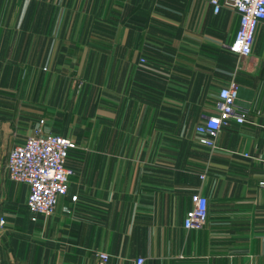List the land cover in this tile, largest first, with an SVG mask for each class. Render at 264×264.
Here are the masks:
<instances>
[{"label": "crops", "instance_id": "1", "mask_svg": "<svg viewBox=\"0 0 264 264\" xmlns=\"http://www.w3.org/2000/svg\"><path fill=\"white\" fill-rule=\"evenodd\" d=\"M237 24L209 0H0V264H264V20L241 59ZM231 78L245 120L210 147L195 127ZM41 118L80 144L32 220L4 163ZM197 190L207 219L186 229Z\"/></svg>", "mask_w": 264, "mask_h": 264}, {"label": "built area", "instance_id": "2", "mask_svg": "<svg viewBox=\"0 0 264 264\" xmlns=\"http://www.w3.org/2000/svg\"><path fill=\"white\" fill-rule=\"evenodd\" d=\"M214 11L220 6L234 8L238 14V24L233 40L227 45L238 59L250 53L254 38V30L259 20H264V0H209ZM141 58V61H144ZM237 83L231 78L218 90L217 111L209 114L195 127L201 143L214 147L215 137L219 130L228 125L231 120L241 123L245 120L247 109L236 103ZM76 146L75 140L63 134L44 129V119H39L21 142L15 143L6 153L4 168L11 180L26 182L28 193L26 206L32 213L43 216L54 212L58 198L66 194L69 176L72 169L65 161L69 150ZM246 155V153H244ZM264 167V154L260 157ZM77 195L71 194L75 200ZM191 207L186 210L183 226L186 229L200 228L207 219L208 197L197 190L191 193ZM5 223L0 215V226ZM99 264L107 260L108 254L97 251ZM144 258L138 256L136 264H141Z\"/></svg>", "mask_w": 264, "mask_h": 264}, {"label": "rangeland", "instance_id": "3", "mask_svg": "<svg viewBox=\"0 0 264 264\" xmlns=\"http://www.w3.org/2000/svg\"><path fill=\"white\" fill-rule=\"evenodd\" d=\"M75 143H76V146L80 144L78 141H75ZM76 146H75V147H76ZM2 157H3V156L1 155V156H0V160L2 159ZM0 162H1V161H0Z\"/></svg>", "mask_w": 264, "mask_h": 264}]
</instances>
